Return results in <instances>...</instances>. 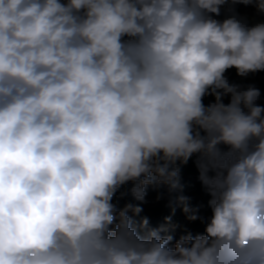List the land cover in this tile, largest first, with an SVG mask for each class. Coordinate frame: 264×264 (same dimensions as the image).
Returning <instances> with one entry per match:
<instances>
[{"label": "clouds", "instance_id": "obj_1", "mask_svg": "<svg viewBox=\"0 0 264 264\" xmlns=\"http://www.w3.org/2000/svg\"><path fill=\"white\" fill-rule=\"evenodd\" d=\"M238 4L264 17V0H0V264H264L262 94L226 75L264 72V20ZM194 156L211 214L177 200L203 234L173 243L113 203L129 182L176 192Z\"/></svg>", "mask_w": 264, "mask_h": 264}, {"label": "rangeland", "instance_id": "obj_2", "mask_svg": "<svg viewBox=\"0 0 264 264\" xmlns=\"http://www.w3.org/2000/svg\"><path fill=\"white\" fill-rule=\"evenodd\" d=\"M239 16L246 18L249 25L255 24L264 17L257 14L253 6H245L238 4L235 6ZM227 15L224 8L221 9V16L218 19H223ZM231 82L242 85L252 84L260 89L262 98L259 103L264 104V72H258L254 75H249L246 78L237 76L235 69H230L226 73ZM213 98L206 97L204 103H209ZM227 103V99H225ZM196 157H192L187 165H179L181 167V189L176 192L169 193L166 186L150 185L146 190L144 200H136L131 193V188L134 186L132 182L122 186L113 198V203L117 209H123L125 205L131 203L140 206L142 211L133 217L134 226L139 229V225L144 218H147L150 228H163L161 235H171L173 243L181 236L192 233L193 235L203 234L205 225L197 220L190 222L186 219L182 211V205L179 204L177 198L180 195L189 198L188 203L192 207H199L200 214L204 217L210 216L211 210L208 206L210 199L199 180V172L195 166ZM131 215V213H129ZM143 234V233H141Z\"/></svg>", "mask_w": 264, "mask_h": 264}]
</instances>
